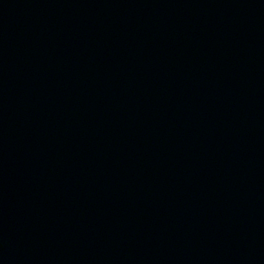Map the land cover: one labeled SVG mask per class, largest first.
I'll use <instances>...</instances> for the list:
<instances>
[{
	"label": "water",
	"instance_id": "1",
	"mask_svg": "<svg viewBox=\"0 0 264 264\" xmlns=\"http://www.w3.org/2000/svg\"><path fill=\"white\" fill-rule=\"evenodd\" d=\"M0 264H264V0H0Z\"/></svg>",
	"mask_w": 264,
	"mask_h": 264
}]
</instances>
